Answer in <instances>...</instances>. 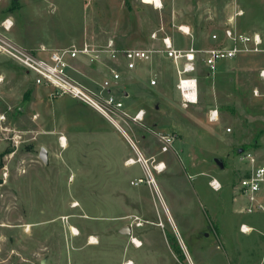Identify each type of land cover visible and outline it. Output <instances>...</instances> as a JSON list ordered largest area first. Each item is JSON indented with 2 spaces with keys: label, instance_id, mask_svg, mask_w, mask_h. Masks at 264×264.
<instances>
[{
  "label": "rangeland",
  "instance_id": "1",
  "mask_svg": "<svg viewBox=\"0 0 264 264\" xmlns=\"http://www.w3.org/2000/svg\"><path fill=\"white\" fill-rule=\"evenodd\" d=\"M161 1L156 8L149 0H5L13 26L6 35L49 51L108 39L159 48L152 35L161 28L182 49L218 47L213 36L222 40L227 28L264 39V0ZM242 61V73L228 66L230 74L202 82L201 101L188 108L166 60L122 70L118 98L131 117L121 126L157 158L149 162L156 191L132 142L108 120L69 96L51 97L52 88L36 86L34 75L0 53V264H264V214H243L235 196L245 167L239 151L252 149L264 161V101L253 95L263 89L264 55L228 62ZM71 64L89 88L109 77L106 65ZM162 136L174 138L172 151L162 152ZM212 178L222 190L209 186ZM126 225L132 236L120 233Z\"/></svg>",
  "mask_w": 264,
  "mask_h": 264
},
{
  "label": "built area",
  "instance_id": "2",
  "mask_svg": "<svg viewBox=\"0 0 264 264\" xmlns=\"http://www.w3.org/2000/svg\"><path fill=\"white\" fill-rule=\"evenodd\" d=\"M9 20L0 26V53L20 64L27 75H34L36 86L52 88L51 97L69 96L91 107L122 133L127 134L121 126V121L131 116L125 111V104L118 98V86L122 80V70L133 72L140 65L153 62L155 55H163L170 60L176 70L177 84L182 106L188 108L199 103V80L197 72L200 63L208 70V77L216 75L222 62L232 61L243 55H264V39L259 33H241L231 28L224 31L223 39L214 35L213 40L220 45L215 48L198 50L194 47L179 48L175 40L165 32L164 28L152 35L153 40L160 42L159 48L154 49H127L116 44L115 40L108 39L104 44L85 42L79 46L49 51L45 47L37 50L28 49L13 43L6 35L12 26ZM185 36H192L189 27H180ZM86 60L92 65H106L109 77L97 88H89L73 77L78 73L71 62ZM107 62L109 65H107ZM263 89L255 88L253 95L264 101V68L259 72ZM3 78H0V83ZM158 84L157 79L151 81L152 86ZM145 111L141 110L132 118L134 122L144 120ZM209 120L217 122L219 112L212 110ZM231 132V129L228 130ZM162 152L173 150L175 142L172 136H162ZM239 153V160L245 167L240 171L242 178L235 185V196L241 204V211L245 215L264 214V161H261L252 149ZM131 161V160H130ZM138 163L150 171L149 162L138 156ZM144 183L138 180L136 185ZM152 184L151 181H149ZM215 190H222V184L215 178L209 182ZM246 226L243 225V229ZM246 232V231H244ZM139 247V246H138Z\"/></svg>",
  "mask_w": 264,
  "mask_h": 264
},
{
  "label": "crops",
  "instance_id": "3",
  "mask_svg": "<svg viewBox=\"0 0 264 264\" xmlns=\"http://www.w3.org/2000/svg\"><path fill=\"white\" fill-rule=\"evenodd\" d=\"M5 0H0V5H2V9H0V26H1V24L4 22V21H6V20H10V15H9V13L7 12V9H8V4H6L5 2H4ZM151 3V2H150ZM13 27V26H12ZM12 29V28H11ZM167 61V62H169L170 64H172L173 65V63L170 61V60H167L163 55H160V54H158V55H155L154 56V59H153V62H151V63H145V64H142V65H140L139 66V68L140 67H142V66H147V65H153L154 63H156V62H161V61ZM228 66H231V68H232V70H233V72L234 73H236V74H240V73H242L243 71H244V67L246 66V65H244V61H242L241 63H238V64H233V63H231V62H222L220 65H219V69H218V72L216 73V76L218 75V74H222V75H225V73H227V74H230L229 72H226V68L228 67ZM173 67H174V65H173ZM138 68V69H139ZM248 68V67H247ZM137 69V70H138ZM174 69H175V67H174ZM137 70H135V71H137ZM128 72V71H127ZM134 72V71H133ZM175 73H176V70H175ZM202 74V75H201ZM197 76H198V80H199V85H200V90H199V102L201 101V99H202V96L204 95L203 93H202V82L204 83V84H206L207 82H209V80L211 79V78H209L208 77V70H207V67L203 64V63H200V65H199V69H198V72H197ZM123 79V78H122ZM176 80H177V76H176ZM231 80H233V79H231ZM177 84V83H176ZM121 85V84H120ZM204 86V85H203ZM206 87H208V85H206ZM118 88H119V86H118ZM208 90H209V87H208ZM118 92H119V90H118ZM208 93V92H207ZM124 96L126 97V96H128L126 93L124 94ZM62 98V97H61ZM72 99V98H71ZM74 100V99H73ZM199 104V103H198ZM197 104V105H198ZM191 106H196V105H191ZM108 122V121H107ZM110 125H112L117 131H119L120 133H122L117 127H115L113 124H111L110 122H108ZM126 138H128L129 139V141L130 142H132V145H133V147H134V149L137 151L136 153L138 154V156L140 155L141 157H142V159L143 160H145V161H148V162H151V163H153V161H155V162H157V158L156 157H154V156H152V154H148L149 156H146L144 153H143V151H144V149L145 148H140V147H136V145L134 144V142L130 139V137L128 136V134H124V133H122ZM154 162V163H155ZM163 164V163H162ZM129 165V164H128ZM160 173V172H159ZM167 209V208H166ZM167 213H169L168 211H167ZM169 215V214H168Z\"/></svg>",
  "mask_w": 264,
  "mask_h": 264
},
{
  "label": "bare ground",
  "instance_id": "4",
  "mask_svg": "<svg viewBox=\"0 0 264 264\" xmlns=\"http://www.w3.org/2000/svg\"><path fill=\"white\" fill-rule=\"evenodd\" d=\"M149 1H150L151 4H152L153 6H155L156 8H161V7L163 6L161 0H149ZM8 25H10V24L8 23ZM62 143H63V147L67 146V140H66L65 138H63ZM130 160H131V161H129V163H128V164H130V165H132V164H136V163H137L135 160H132V159H130ZM160 166H162L161 169L159 168ZM164 166H165L164 164H160L159 166L155 167V169H156L157 171L162 172V171H164L163 169H165ZM148 175H149L150 181H151L152 184L154 185L156 191H158V187H157V185H156V181H155V179H154V177H153L151 171H148ZM163 205H164V204H163ZM165 208H166V206H165ZM170 219H171V218H170ZM172 224H173V223H172ZM134 242H135V244H136L137 247H138V246H139V247L142 246V243H141V242H139V241H137V240H135ZM91 244H96V243H92V242H91ZM128 264H132V262H130V263H128Z\"/></svg>",
  "mask_w": 264,
  "mask_h": 264
},
{
  "label": "water",
  "instance_id": "5",
  "mask_svg": "<svg viewBox=\"0 0 264 264\" xmlns=\"http://www.w3.org/2000/svg\"><path fill=\"white\" fill-rule=\"evenodd\" d=\"M16 1V0H13ZM243 150H240L239 153H242ZM40 160L45 164L48 165L49 164V153L48 150L46 148H42L41 153H40ZM217 163H219L217 161ZM220 164V163H219ZM221 165V164H220ZM120 233L122 235H126V236H132L133 235V226L132 225H126L124 226L121 230ZM42 264H45V262H42Z\"/></svg>",
  "mask_w": 264,
  "mask_h": 264
}]
</instances>
